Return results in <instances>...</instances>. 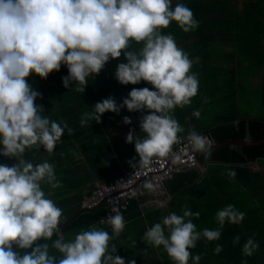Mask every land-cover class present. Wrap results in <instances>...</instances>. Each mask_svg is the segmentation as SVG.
<instances>
[{
	"label": "clouds",
	"instance_id": "9594fccd",
	"mask_svg": "<svg viewBox=\"0 0 264 264\" xmlns=\"http://www.w3.org/2000/svg\"><path fill=\"white\" fill-rule=\"evenodd\" d=\"M173 21L184 33L199 27L192 10L183 3L173 7L172 0H0V156L16 161L11 167L0 164V264H125L114 255V244L109 250V241L125 228L118 209L106 219L111 235L96 225L82 229L72 241L60 235L62 209L45 196L41 186L62 187L55 165L47 161L34 165L24 156L34 146H43L51 154L65 131L69 136L74 131L67 122L43 114V105L36 103L42 94L28 78L47 79L64 65L68 75L62 77L63 86L69 88L75 82L71 90L84 93L89 78L94 79L123 53L127 63L117 65L115 79L121 85L143 81L154 90L133 88L120 105L110 96L83 113L80 126L92 121L99 124L103 114H119L124 107L129 112L147 110L149 114L140 119L144 135L130 129L125 137L139 157L138 164L133 158L129 165L135 170L146 168L154 157H168L173 145L181 142L178 134L185 129L172 113L190 105L199 88V74L191 70L200 57L190 59L173 35L162 32ZM133 43L141 46L133 48ZM192 115L199 118L200 111ZM123 123L129 125L132 120L125 116ZM187 140L193 152L203 154L205 160L211 158L214 141L194 131ZM227 175L234 178L236 172L230 170ZM143 187L154 190L150 180ZM182 213H170L142 237L153 247L163 246L174 264H189L190 257L192 264H199L201 255L192 256L189 249L202 237L219 240L225 221L239 224L245 218V213L229 204L216 213L220 228L198 232L192 219H198L200 212L193 213L185 205ZM54 233L59 238L53 241ZM233 243H239V237ZM258 247L249 238L243 255L251 257ZM221 251L217 244L215 254Z\"/></svg>",
	"mask_w": 264,
	"mask_h": 264
},
{
	"label": "trees",
	"instance_id": "16d2710c",
	"mask_svg": "<svg viewBox=\"0 0 264 264\" xmlns=\"http://www.w3.org/2000/svg\"><path fill=\"white\" fill-rule=\"evenodd\" d=\"M177 3H183L192 10L194 18L199 22V27L189 33H184L173 21L162 32L173 35L177 46L187 52L190 59L200 57V63L194 64L191 70L199 74L198 93L192 98L190 105L184 108L177 107L172 113L185 129L183 133L178 135L184 139L187 138L189 132L194 131L205 137L209 136L211 141H214L215 147L209 160H205L203 154L196 152V159L201 165L241 166L256 159L264 158V142L255 145H222L216 147L228 141L242 143L246 140L256 142L264 139L263 119L250 121L244 119L235 123V108L239 98L234 91L235 89H232L236 88V85L241 86V79L248 76L249 70L256 69L251 73L264 71V0H172L173 7ZM227 45H229L230 51L225 52L224 47ZM140 46L135 43L132 45L133 48L137 49ZM230 62L236 64L229 67ZM119 63H127L123 53L118 60H110L94 79L89 78L84 93L71 90L76 87L75 82H72L69 88L63 86L62 77L68 75V69L64 65L61 66L59 72L51 73L47 79H41L38 76L28 78V83L33 89L42 94V99L38 98L36 103L43 105V114L48 115L51 120L67 122L74 131L72 136H69L65 131L61 137L62 142L57 143L51 154L43 146H34L25 152L24 158L34 165L44 161L55 165L57 178L66 186L62 185L57 190L53 189L57 194L56 197H63L69 195L70 191H76L78 197L75 198L80 200L79 204H81V197H79L81 190L79 189L91 179L88 177V180H82L79 185L75 184L78 179L75 172L77 169L84 168L83 165L86 163L95 169L99 167L108 168L110 175L103 180L102 185L125 175L127 171L133 170L128 163L133 158L120 154L119 146L121 148V146L128 145L125 138L122 140L114 139L109 133V139H107L102 131L96 129L95 124L97 123L94 121L89 122L84 127L80 126L83 113L92 111L96 103L110 96L120 105L133 88L147 87L154 90L150 84L143 81L137 85H121L115 79V72ZM244 65H246L245 68ZM238 68H244V71L239 72ZM262 98L264 102V95L261 96V100ZM196 110L200 111L199 118L192 115ZM147 114H149L147 110L143 113L129 112L124 107L119 114L112 112L103 114L100 126L109 130L115 129L123 123V118L127 116L132 120L130 126L136 134L143 136L144 134L140 129V119L142 115ZM94 139H97V144L90 142ZM110 145L114 147V150L110 149ZM73 158L78 163L74 166L71 165ZM134 158L138 164L139 157ZM67 160L70 163H67ZM15 163L13 158L0 156V164H7L11 167ZM242 173L239 170L236 171V176L231 179L241 183ZM41 186L46 196L50 186L44 183ZM90 194L91 192L88 197ZM133 199L122 214L125 220V228L119 237L109 241V250L114 244L117 248L116 253L119 252L120 257L128 254L129 256L125 258L127 261L125 264H130L133 260L135 264H174L163 246L151 248L150 245L143 243L142 237H137L134 241L128 237V223L126 221L129 222L132 214L134 217L136 216L134 212L136 206H131ZM262 208L264 211V206ZM104 215V204L86 211H80V205H78L65 218L62 213V221L65 219L63 221L65 224L59 226L60 235L66 242L72 241L82 229L88 230L93 225L108 231L111 235L112 229L101 222ZM149 220L151 226L158 223L155 219L150 218ZM140 222L143 221L140 220ZM205 224L201 222L196 226V230L202 232L205 229ZM218 228L220 225L216 223L214 227L208 229L215 230ZM167 234L169 233H166V236ZM57 238H59L58 235L54 233L52 240ZM44 242L51 244V241L38 243ZM229 242L231 239L229 241L222 237L217 241H207L202 237L196 242V247L189 249V251L192 256L201 255L199 264H242L244 258L248 257L240 255L238 252H231L228 255L227 250L230 245L227 244ZM217 244L226 246L219 254L211 255L207 251L201 252L200 248L210 247V245L211 248H214ZM198 245L199 249H197ZM229 249L233 250L234 248ZM50 253L60 255L54 249H50ZM189 264H192L191 257Z\"/></svg>",
	"mask_w": 264,
	"mask_h": 264
},
{
	"label": "crops",
	"instance_id": "0c3cea01",
	"mask_svg": "<svg viewBox=\"0 0 264 264\" xmlns=\"http://www.w3.org/2000/svg\"><path fill=\"white\" fill-rule=\"evenodd\" d=\"M228 51H230L229 48L225 49V52ZM235 64V62H230L228 66L233 67ZM243 67L245 68L246 65ZM244 68H238L239 72H243ZM251 71H248L247 77L241 79V86L236 85V88H232L233 90L235 89L234 91L239 98L235 108V123L244 119L246 121L255 119L264 120L263 98L261 100V96L264 95V82L259 81V77H263L264 71L260 70L253 73ZM95 125L96 129L102 131L107 139H109L110 133L114 139L119 138L122 140L126 137L129 130L133 129L130 124L125 125L124 123L111 130L103 128V126H100V123ZM90 142L97 144L98 141L94 139ZM124 147L121 146L120 148L119 146V149H121L120 154L132 158L138 156L135 151V145L128 144ZM110 149L114 150V147L110 145ZM114 155L116 156L115 152ZM81 159L84 162L83 158ZM68 162L70 163L69 160H67ZM71 162L72 166L78 164L74 158ZM83 166L85 167L80 170L77 169L75 172L76 178H78L75 184L79 185L82 180H88V177L91 181L88 180L85 183L86 185L79 189L81 190L79 195L81 197V204L88 197L91 190L101 185L103 180L110 175L107 167L95 169L87 163ZM237 169L243 172L241 183L237 180H232L227 175L230 170L236 172L238 171ZM254 177H256V180H254ZM76 193V191H70L69 195L56 197L55 190L50 187L46 197L53 200L62 209L65 218L78 205H80V211H83L81 204H79L80 200H76L75 198L78 197ZM131 203L132 207L136 206L134 209L136 216L134 217L132 214V218L129 222L126 221V223H128V237H130V240L133 239V241L137 237H143L144 232L152 227V224L148 222L150 218L160 223L165 216L172 212L182 215V209L185 205L193 213L200 212L198 219H192L195 226L203 222L206 223L204 225L205 228H212L216 223L219 224L216 220L217 211L231 204L240 212L245 213V218L239 224H231L227 221L224 223L221 237L229 241L231 239V242L227 244L230 245L227 250L228 255L231 252H238L240 255H243V245L251 238L254 239L259 247L251 257L244 259L247 261V264H264V211L262 208L264 206V158L256 159L241 166L220 167L199 164L197 168L175 171L163 184L162 195H158L154 190L149 191L146 189L142 195L137 196ZM156 213H160V215H156ZM140 220L143 222H140ZM63 221L61 224H65ZM166 233L168 232L166 231ZM236 237H239V243L234 244L233 241ZM143 243L149 245L146 241ZM150 247L154 248L151 245ZM224 247L222 246V249ZM199 248L198 245L197 249ZM229 248L234 249L231 250ZM200 249L201 252L207 251L211 255L215 253V247L211 248V245L210 247L205 246ZM118 254L119 252L115 255ZM128 256V254H125L121 258L125 260Z\"/></svg>",
	"mask_w": 264,
	"mask_h": 264
},
{
	"label": "built area",
	"instance_id": "2783aa9c",
	"mask_svg": "<svg viewBox=\"0 0 264 264\" xmlns=\"http://www.w3.org/2000/svg\"><path fill=\"white\" fill-rule=\"evenodd\" d=\"M198 165L196 152L191 150L187 138L181 139L180 143L173 145L172 154L168 157H154L148 167L127 171L125 175L94 188L90 196L83 201V207L91 209L104 204L105 215L102 223L111 228L106 221L107 217L115 214L113 209H118L123 214L129 202L145 192L143 184L146 180H150L154 191L162 195L163 184L175 171L197 168Z\"/></svg>",
	"mask_w": 264,
	"mask_h": 264
},
{
	"label": "water",
	"instance_id": "95a60500",
	"mask_svg": "<svg viewBox=\"0 0 264 264\" xmlns=\"http://www.w3.org/2000/svg\"><path fill=\"white\" fill-rule=\"evenodd\" d=\"M207 138L210 139L209 136H206ZM211 140V139H210ZM264 142V139L256 141V142H250L248 140H246L245 142L239 143V142H232V141H228V142H224L216 147L222 146V145H232V146H236V145H241V146H245V145H255V144H259ZM215 147V146H214Z\"/></svg>",
	"mask_w": 264,
	"mask_h": 264
},
{
	"label": "rangeland",
	"instance_id": "374dc122",
	"mask_svg": "<svg viewBox=\"0 0 264 264\" xmlns=\"http://www.w3.org/2000/svg\"><path fill=\"white\" fill-rule=\"evenodd\" d=\"M228 48H229V45H227L226 47H224V51H225V49H228ZM259 81H261V82L263 81L264 82V75H263V77H259ZM247 108H249V107H247ZM81 208H82L83 211H86L87 210L86 208L83 207V204H81Z\"/></svg>",
	"mask_w": 264,
	"mask_h": 264
}]
</instances>
